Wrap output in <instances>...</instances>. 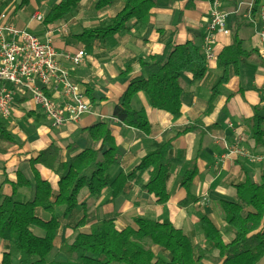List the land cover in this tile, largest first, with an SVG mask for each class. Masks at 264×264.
Returning a JSON list of instances; mask_svg holds the SVG:
<instances>
[{"label":"crops","instance_id":"0c3cea01","mask_svg":"<svg viewBox=\"0 0 264 264\" xmlns=\"http://www.w3.org/2000/svg\"><path fill=\"white\" fill-rule=\"evenodd\" d=\"M0 0V15L7 13L5 22L13 24L18 29L29 30L41 39H46L43 24L33 20L35 13L45 15L47 10L60 0ZM97 0H85L84 7L91 8ZM257 1V0H256ZM124 0H117L103 11L94 10V18L100 24H105L123 7ZM248 0H222V8L230 13L228 27L235 16L247 23L240 32L244 48L253 51L237 68L230 66L227 70L220 68L218 56L224 47L231 44V33H218L215 45L216 56L208 60V71L205 77L190 84V77H184V93L181 96L182 114L174 119L170 114L150 106L148 98L142 92L133 101L136 110H143L151 125L150 134H144L129 128L113 118V109L119 96L127 87L128 77L120 75L125 67L130 65L133 73L139 70L137 59L148 60L152 55L161 54L165 45L173 42L176 45L187 41L201 43L205 25L209 16L208 0H157L152 9V16L147 26L130 23L125 32L116 35L107 42L94 41L90 44L74 41L71 35L80 33L72 30L73 26L84 22L81 11L72 14L63 22L66 29L61 34L50 37L53 45L60 52L86 53L80 67L69 68L71 79L85 90L93 89L90 103L92 111L78 122H68L60 128L53 129L46 121L41 109L31 100L15 101L11 116L0 117V122L6 127L13 142L0 141V192L10 195L13 184L17 182V172L34 182L32 167L28 160L36 157L39 151L50 143H57L62 148L61 160L66 162L70 156L77 155L82 150L93 145L84 130L100 121L108 122L116 144L121 150L118 165L110 170V177L118 173H128L140 159L154 151L159 145L173 138L171 152V169L167 180L169 199L165 204H158L153 194L145 190L149 174L144 172L136 180L130 181L123 194L111 201V189L106 188L100 196H92L82 190L78 196L79 206L70 218L62 217V209H56L60 216V228L54 240L51 258L65 261L59 252L60 246L72 240L77 234H89L91 226L101 219L113 218L116 228L121 230L134 227L135 217H147L157 221H170L174 227L182 230L193 244L205 245L198 214L209 217L221 232L225 244L229 243L232 234L224 229L223 214L217 206L219 201L233 202L236 191L232 184L250 180L259 183L261 172L264 171V135H252L249 121L254 117L256 108H261L264 117V60L259 48L258 32L264 30V22L260 9L264 8V0H259L255 14L248 16ZM87 5V6H86ZM82 7V6H81ZM86 8V9H87ZM239 8V11L238 9ZM85 9V8H83ZM82 9V10H83ZM182 13L179 19V13ZM252 19V20H251ZM95 28V27H93ZM68 30V31H67ZM75 31V32H73ZM225 76L220 86V97L214 109L207 113L208 100L215 82ZM52 98L60 99L61 93L51 91ZM88 97V96H87ZM89 99V97H88ZM29 121V123H27ZM264 131V123L261 124ZM197 126L177 137V133L188 127ZM209 127H212L210 130ZM199 130L204 134L200 135ZM259 141V142H258ZM74 145L70 153L67 147ZM41 178L51 185L57 194L60 174L41 165L35 167ZM194 169L196 175L190 185L182 186L187 171ZM21 200H31L33 190L17 189ZM197 199L187 207L179 203L186 196ZM40 215L47 214L40 210ZM84 220V224L75 228L76 223ZM152 250L158 257L160 248L153 246ZM8 245L0 242V254L9 252ZM213 254L216 253L212 252ZM163 257V256H162ZM13 264L18 259L12 260ZM200 264H211L202 261ZM264 264V258L259 262Z\"/></svg>","mask_w":264,"mask_h":264},{"label":"trees","instance_id":"16d2710c","mask_svg":"<svg viewBox=\"0 0 264 264\" xmlns=\"http://www.w3.org/2000/svg\"><path fill=\"white\" fill-rule=\"evenodd\" d=\"M116 1L97 0L92 8L98 12L103 11ZM169 1L173 3L176 0ZM26 2L23 0L20 7ZM84 2L85 0H60L45 13L43 26L51 28L65 24L63 21L76 13ZM156 3L157 0H124L122 9L105 24L83 29L70 38L86 44L94 41L107 42L128 30L132 22L147 26ZM258 3L259 0L256 1L252 14L259 8ZM181 16L180 11L179 19ZM246 24L241 16H235L230 26L231 44L224 47L218 56L220 68H237L252 54L253 51L244 48L240 36ZM202 37L200 44L187 41L176 45L169 42L161 54L151 55L148 60L137 59V73H133L130 65L126 66L120 75L131 77L127 81L126 89L116 101L113 118L129 128L150 134L151 125L146 113L133 107V101L140 92L146 95L152 108L165 111L174 119L179 118L182 114L181 96L185 90L184 77H190L189 83L195 84L201 81L208 71L207 59L202 51ZM225 79L223 76L215 82L208 100L207 113L214 109L220 97V86ZM84 92L89 101H92L93 89L87 86ZM23 100L20 99V102ZM260 111L261 108H256L254 117L249 121L254 136L264 135L261 129L264 117ZM196 128L198 127H188L174 137ZM84 132H87L93 142L92 146L70 156L68 161L64 162L61 160L62 148L52 142L39 151L36 157L28 160L33 171V183L18 171L17 182L12 185V194L2 195L0 192V242L6 243L10 249L9 252L0 254V264H13V258L18 259L17 264H200L202 261L211 264H259L264 258L262 171L260 182L257 184L248 179L232 184L236 191L233 202L217 203L223 214L224 229L232 234L227 244L224 243L221 232L203 213H199L198 218L205 245L193 244L190 238L170 221L135 217L134 227L119 230L115 220L107 218L94 223L89 234L79 233L60 246L59 252L65 256V261L52 259L54 240L60 228V216L55 211L61 208L62 217L70 218L79 206L78 196L82 190H86L89 195L100 196L104 189L110 188L111 201H114L123 194L130 181L148 172L149 179L145 190L154 195L158 204H165L169 199L167 180L172 165L170 156L173 138L143 156L128 173L120 172L111 178L110 170L118 165L121 150L115 142L108 122L100 121L86 128ZM199 134L203 135L204 132L199 130ZM0 141L13 142L1 122ZM66 149L71 154L75 147L69 145ZM36 165L60 174L57 194L54 195L48 181L41 178ZM195 175L194 169L187 171L182 186L190 185ZM19 188L33 190V198L21 200L17 195ZM196 201V198L188 195L179 206L187 207ZM39 209L47 216L42 217ZM84 222L83 219L80 220L75 228L81 227ZM153 246L161 249L158 257L152 250Z\"/></svg>","mask_w":264,"mask_h":264},{"label":"built area","instance_id":"2783aa9c","mask_svg":"<svg viewBox=\"0 0 264 264\" xmlns=\"http://www.w3.org/2000/svg\"><path fill=\"white\" fill-rule=\"evenodd\" d=\"M209 3L210 13L202 37V51L207 61L216 56L218 33L230 31V13L222 9L221 0ZM255 3L256 0L247 2L250 17ZM260 13L264 22V8ZM6 19L7 13L0 15V116L8 118L17 99L31 100L53 129L78 122L89 114L92 105L80 85L71 79L69 69L80 67L86 53L83 50L60 52L50 39L54 34L63 33L66 24L48 28L47 38L43 40L29 30L5 22ZM33 19L42 24L44 15L37 12ZM258 37L259 52L264 60V30L258 32ZM59 90L60 99L50 96L51 91L59 93Z\"/></svg>","mask_w":264,"mask_h":264},{"label":"rangeland","instance_id":"374dc122","mask_svg":"<svg viewBox=\"0 0 264 264\" xmlns=\"http://www.w3.org/2000/svg\"><path fill=\"white\" fill-rule=\"evenodd\" d=\"M87 6V5H86ZM83 8H85V9H83ZM87 7H84V5L79 9V11H81V15H84V22H83V24L82 23H78L77 22V24L76 25H74L73 26V29L72 30H79V29H81L83 26H87V27H97V26H99V25H102V24H100L99 23V21L100 20H98V22L95 20V18H94V16H93V14L95 13L94 12V10L93 9H91L90 7L89 8H87ZM83 9V10H82ZM79 11H77V12H79ZM76 12V13H77ZM209 13H210V3H209ZM34 20V19H33ZM35 21V20H34ZM66 24V23H65ZM66 29V28H65ZM68 31V30H67ZM75 31H73V32H75ZM10 116H11V114H10ZM9 116V117H10ZM1 118H4V117H2V116H0ZM8 117V118H9ZM4 119H7V118H4ZM27 123H29V121H27Z\"/></svg>","mask_w":264,"mask_h":264}]
</instances>
